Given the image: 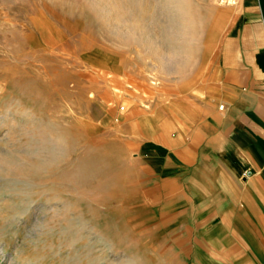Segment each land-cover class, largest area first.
Wrapping results in <instances>:
<instances>
[{
    "label": "rangeland",
    "instance_id": "374dc122",
    "mask_svg": "<svg viewBox=\"0 0 264 264\" xmlns=\"http://www.w3.org/2000/svg\"><path fill=\"white\" fill-rule=\"evenodd\" d=\"M238 1L0 0V264H205L134 131L207 99Z\"/></svg>",
    "mask_w": 264,
    "mask_h": 264
},
{
    "label": "crops",
    "instance_id": "0c3cea01",
    "mask_svg": "<svg viewBox=\"0 0 264 264\" xmlns=\"http://www.w3.org/2000/svg\"><path fill=\"white\" fill-rule=\"evenodd\" d=\"M210 77L197 111L136 127L142 189L201 263L264 264V0L238 1Z\"/></svg>",
    "mask_w": 264,
    "mask_h": 264
}]
</instances>
